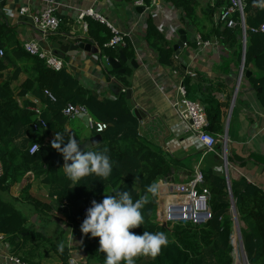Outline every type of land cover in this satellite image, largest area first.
<instances>
[{"label": "trees", "instance_id": "obj_1", "mask_svg": "<svg viewBox=\"0 0 264 264\" xmlns=\"http://www.w3.org/2000/svg\"><path fill=\"white\" fill-rule=\"evenodd\" d=\"M143 1L149 3V0ZM228 2L229 0H220L211 7L210 12L203 10L204 21L196 15L198 0H175L174 6L182 12L185 27H194L204 41L217 39L223 49H233L237 56H242L243 31L239 15L235 16L238 25L234 29L217 23V19L214 20L213 17ZM244 11L247 27L246 66L254 64L261 73V81L264 80V34L261 32L264 24V0H248ZM87 22L88 35L99 43L103 55L108 58L119 57L121 50L126 57H131L129 40L125 48H105L104 45L112 38L110 30L91 19H87ZM148 26L146 41L157 52L159 64L162 67H171L173 60L175 61L173 47L155 27L152 19ZM22 61L30 63L29 69L34 72V76L22 84L18 95L25 97L31 93L37 94L40 98H36L48 105L45 113L47 128L35 131L34 113L29 108H21L16 100L15 90L12 88L15 77L4 76V72L12 65L11 57L5 54L0 58V233L7 237L11 253L28 264H68V259L73 254L83 264H104L105 260L104 254L99 252V238H93L90 234L85 236L81 232L83 242L72 250L62 242L58 246L54 245L47 234L27 227L28 219L16 207L17 203L31 207L42 222L50 218L53 212L50 205L31 195L32 179H27L19 197L13 198L14 201L8 202L2 195L9 193L29 176L34 180L42 179L43 184L51 189L52 198L56 196L60 202L67 201L81 221L86 218L91 202H102L105 194L116 195L118 192L128 191L134 202L141 196L148 195L149 202L142 209L144 223L131 231L138 235H142L144 231L164 232L170 242L155 259L139 257L135 264L234 263L231 245L234 223L230 214V195L225 180L216 178L211 171L202 169L203 187L208 188L211 193L213 218L204 224L180 221L164 226L159 223L158 194L153 197L146 190L153 182L172 181L177 161L140 135L139 121L133 113L131 101L127 98L129 90L122 92L123 87L128 85L119 71L113 72L122 84L115 101H100L94 90L83 86L66 70L56 72L48 68L45 61L26 52ZM184 83L188 97L197 101L195 93L198 89H192L190 79L184 80ZM117 87L114 84L112 88L115 90ZM46 91L53 94L57 99L56 103H52L45 96ZM203 102L209 120L207 131L215 136L223 134L222 110L218 99L210 95ZM69 104L86 106L93 115L109 125L108 130L101 134V141L87 149H109L113 170L108 178L92 174L74 184L62 169V154L53 149L51 144L35 155L29 154L33 144L42 143L45 137H54L57 132L62 134L65 144L71 139V133L76 136L71 128V121L63 115ZM29 105L32 106L31 103ZM253 158L264 164V157L255 155ZM241 183L240 187L232 186V194L239 220L245 224L242 236L246 252L251 264H264V190L245 181ZM42 249L47 251L43 253ZM48 254L50 255L47 260ZM50 259H53L52 262Z\"/></svg>", "mask_w": 264, "mask_h": 264}, {"label": "crops", "instance_id": "obj_2", "mask_svg": "<svg viewBox=\"0 0 264 264\" xmlns=\"http://www.w3.org/2000/svg\"><path fill=\"white\" fill-rule=\"evenodd\" d=\"M45 1L0 0V41L6 56L11 57L12 62L4 76L15 77L12 88L21 108L31 107L29 98H40L34 93L25 97L18 95L22 84L34 76V72L29 69L30 63L22 61L25 55L23 44L26 41H37L43 49L52 50L65 62V70L83 86L94 90L100 101L104 99L115 101L122 86L118 81L120 78L113 73L114 71L109 72L105 68L102 59L107 56L103 55L95 39L83 33L78 23V16L82 11L94 9L113 22L122 32L130 35L131 57L124 55L128 62L121 63L125 73L120 74L128 85L125 89L131 93V99L128 100L131 101L133 113L138 109L142 118V121L138 120L140 135L177 161L172 183H188L193 180L196 169L201 167L203 170L211 171L216 178L224 179L227 190L229 183L232 189L233 185L240 187L242 181L264 190V164L253 158L255 155L264 157V80H259L261 73L254 64L246 66V59L243 63V51L239 57L235 50L223 49L217 39L206 41L211 43L208 47L199 45L196 41L199 33L194 27H185L182 12L170 0H164L162 10L152 17L145 11H137L135 6L137 0H53L59 5L58 17L61 20V27L55 36L44 42L36 31L32 18L27 16L32 23L28 20L23 21L24 17H20L18 12L20 8L26 6L30 9V14L34 15L45 8ZM198 3L196 15L204 21L203 10L210 12L213 5L210 0H198ZM220 11L213 15L214 20ZM150 19L173 49L180 40L179 31L186 32L188 44L181 54L175 52V61L173 60L171 67H162L159 64L157 52L146 41ZM69 37H87L88 39H83L82 42L85 46L90 45V49L62 53L60 49L68 44ZM132 60L136 61L137 67L131 65ZM247 71L251 72L249 78L245 76ZM187 79H190L192 89H198L195 93L197 102L204 105L203 101L213 95L221 104L224 133L217 134L218 141L214 152L206 153L202 144L190 131L189 124L181 121L170 105L175 86ZM114 84L118 85L115 90L112 88ZM47 138L54 139L53 136ZM27 179H32L31 195L50 205L53 211L50 218L42 222L31 207L17 203L16 207L28 219L27 227L47 234L52 241H58L55 240L57 235L51 234L50 230L55 224L54 220L61 219L75 226L77 236L83 220L81 221L79 215L75 214L67 201L60 202L56 196L52 198L51 189L43 184L42 179L34 180L28 176L9 193H4L2 198L8 202L18 198L20 195L18 192L26 185ZM158 184L157 215L163 207L173 202L167 195V192L171 191V186L165 182ZM55 204H58L60 209L68 211L67 218L59 214V210L54 209ZM19 206H23V210ZM25 208L33 215L31 220L24 213ZM39 225L43 227L41 230ZM64 232L63 230L58 236L61 239L59 245L62 242L65 246ZM0 264H3L1 257Z\"/></svg>", "mask_w": 264, "mask_h": 264}, {"label": "built area", "instance_id": "obj_3", "mask_svg": "<svg viewBox=\"0 0 264 264\" xmlns=\"http://www.w3.org/2000/svg\"><path fill=\"white\" fill-rule=\"evenodd\" d=\"M174 3L175 0H170ZM220 0H210L213 6ZM248 0H229L228 5L224 7L218 17L217 23L226 25L229 29L237 27L235 16L239 15L241 21V28L244 31V24H246L245 15V3ZM164 0H149L146 4L143 0H137L135 2L136 7H144L145 13L149 17L157 15L163 8ZM45 8L34 14H30V9L23 6L19 9L20 17L30 16L34 23L36 31L40 34L41 40L48 42L50 37L55 36L60 27L61 20L58 17V3L53 0L45 1ZM87 19H92L102 25H105L111 32L112 38L108 43L104 45L105 48H125L130 38L129 34L122 32L113 22L97 13L94 9L82 11L78 16V23L84 34H88L89 25ZM247 29V27H246ZM261 32L264 34V24L261 26ZM73 38V37H69ZM196 41L203 47L211 45L210 42H206L202 39L201 35L196 36ZM247 41V34H246ZM23 49L26 53L33 57L45 61L48 68L61 72L65 70V62L59 58L52 50H45L37 41H26L23 44ZM2 43L0 41V58L5 56ZM193 75V73H190ZM123 93H126L125 88L122 89ZM45 96L52 102L56 103L57 99L49 91L45 92ZM32 106L29 108L34 113V130L41 131L47 128V121L45 113L48 110V105L43 104L37 98H29ZM171 107L175 110L181 121L188 123L190 131L196 136L198 141L204 147L206 153L214 152L217 145V138L215 135L207 131L209 126V120L204 106L193 101L188 97V91L185 86L184 80L175 86L174 96L170 100ZM63 115L69 120L73 121L77 118H85L88 127L95 135H101L108 130L109 125L102 121H96L89 112V109L84 105L69 104L63 111ZM94 135V136H95ZM53 139L45 138L44 142L35 143L29 149L30 155H35L42 148L50 145ZM63 165L65 163L62 156ZM70 162V161H69ZM0 175H2V163L0 161ZM171 186V191L167 192L173 200L169 205L163 207L158 212V221L161 225L167 226L169 223L175 222H192L195 224L208 223L213 218V212L210 207L211 193L208 188H204V175L201 167H198L194 173L193 180L188 183L173 184L171 180L161 181ZM232 216V210H230ZM234 223V220H233ZM231 245L233 246V264H251L249 258H245L242 252V247L237 231L234 229L231 237ZM248 255V254H247ZM0 257L3 259V264H28L20 259L15 254L11 253V248L7 237L0 233ZM68 264H83L77 256L74 254L69 257Z\"/></svg>", "mask_w": 264, "mask_h": 264}, {"label": "clouds", "instance_id": "obj_4", "mask_svg": "<svg viewBox=\"0 0 264 264\" xmlns=\"http://www.w3.org/2000/svg\"><path fill=\"white\" fill-rule=\"evenodd\" d=\"M51 147L62 154L65 161L62 169L74 184L92 174L106 179L112 173L107 147L98 151L81 150L75 139L65 144L62 134L58 132ZM146 191L156 196L159 184L153 182ZM148 202V195L134 202L128 191L116 195L105 194L102 202H91L80 230L85 236L90 234L93 238H99V252L105 256L104 264H135L139 257L155 259L168 246L170 241L164 232L144 231L138 235L131 231L144 223L142 209Z\"/></svg>", "mask_w": 264, "mask_h": 264}, {"label": "water", "instance_id": "obj_5", "mask_svg": "<svg viewBox=\"0 0 264 264\" xmlns=\"http://www.w3.org/2000/svg\"><path fill=\"white\" fill-rule=\"evenodd\" d=\"M4 4V3H3ZM145 8L144 7H137V11L138 12H144ZM28 20L32 23V21L30 19H28L27 17H24L23 21ZM180 34V40L177 42V44L174 46V50L177 54H181L182 50L185 48V46L188 44L187 41V36H186V32L184 30H180L179 31ZM83 39H88L87 37H78V38H68L67 45H64L61 47L60 51L64 54L68 53L69 51H79V52H83L85 49H90V45L85 46V44H83L82 40ZM246 49H247V41H246V24H244V31H243V63L245 62L246 59ZM102 62L105 66V68L109 71V72H113V71H119V73L124 74L125 70L122 69V64L121 63H127L128 59H126V57L124 56L123 51H119V58H108V57H103ZM131 65L137 67L136 61L132 60L131 61ZM251 75L250 71H247L245 76L247 78H249ZM128 99H131V93H128ZM134 115L137 117V119L139 121H142V118L139 114V110L135 109L134 110ZM227 134V132H226ZM71 139H75L81 147V150L84 149H91L93 146H95L96 144H98L102 137L101 135H95L92 138H90L89 140H87L85 143H81L79 139H77V137L71 133ZM70 163V162H69ZM226 163L228 164V160L226 158ZM228 192L230 195V202H231V210H232V215H233V220H234V229L237 231L239 239H240V243H241V247H242V252L245 255V258L248 257L247 252H246V248H245V244H244V240H243V236H242V228L245 227V224L240 222L239 220V215L236 209V201L234 199V196L232 194V189H231V185L229 183V188H228Z\"/></svg>", "mask_w": 264, "mask_h": 264}, {"label": "rangeland", "instance_id": "obj_6", "mask_svg": "<svg viewBox=\"0 0 264 264\" xmlns=\"http://www.w3.org/2000/svg\"><path fill=\"white\" fill-rule=\"evenodd\" d=\"M90 112V110H89ZM90 114L92 115V117L96 120V121H101L102 119L98 118L97 116L93 115L91 112ZM71 128L73 129L74 133L76 134L77 138L79 140H82L81 142L85 141V140H89L90 138H92L95 134L93 131H91L88 127V124H87V121L85 118H77L73 121H71ZM21 191V190H20ZM20 191L18 192L20 194ZM22 210H23V206H19ZM54 209L55 210H59V214L61 215H64L66 218L68 216V211H65V209H60L58 207V204H55L54 205ZM29 210H27L25 208L24 210V213L29 216V219L31 220L33 215L32 214H29L28 212ZM35 220V219H33ZM55 224H53V227L51 228L50 230V233L53 234L55 233V235H57L55 237V240L58 239V241H53L54 245H59V242H60V237L58 235L61 234V232L64 230L66 233V235L64 236V239L66 240V247H69L70 249H74V248H77L79 247L82 242H83V236L80 235L81 234V231L79 230V234H77L76 236V233H77V230L75 228L74 225H71V223H66V221H63L61 219H58V220H54ZM40 226V225H39ZM43 227L40 226V230L42 229ZM76 236V237H75ZM50 247V246H49ZM47 250L45 249H42V252L45 253ZM50 254L47 255V260H48V256ZM51 257V256H50ZM52 262L53 259H50Z\"/></svg>", "mask_w": 264, "mask_h": 264}]
</instances>
